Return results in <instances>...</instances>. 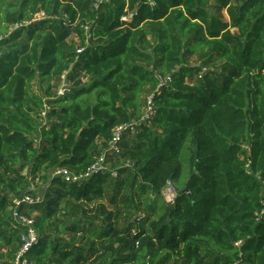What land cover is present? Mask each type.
I'll use <instances>...</instances> for the list:
<instances>
[{
  "label": "trees",
  "instance_id": "trees-1",
  "mask_svg": "<svg viewBox=\"0 0 264 264\" xmlns=\"http://www.w3.org/2000/svg\"><path fill=\"white\" fill-rule=\"evenodd\" d=\"M4 4L0 264L18 248L13 199L35 195L30 176L49 181L20 207L38 212L31 264H138L143 252L148 264H264V0ZM150 94L156 114L139 122ZM133 121L104 169L76 182L48 174L85 175ZM186 147L190 176L152 217L157 205L142 209V197L181 181Z\"/></svg>",
  "mask_w": 264,
  "mask_h": 264
},
{
  "label": "built area",
  "instance_id": "built-area-1",
  "mask_svg": "<svg viewBox=\"0 0 264 264\" xmlns=\"http://www.w3.org/2000/svg\"><path fill=\"white\" fill-rule=\"evenodd\" d=\"M17 27V26H16ZM79 52L82 49L78 50ZM156 76L161 78L160 74L156 71ZM168 80V77L161 80L160 86ZM71 87V82L67 80L66 72L62 75L61 85L59 87V94L63 95L66 91H69ZM45 113V112H44ZM156 114V106L154 103V94H150L145 103V107L142 113L139 122L148 121L150 118L154 117ZM133 121L129 124L120 125L115 128L112 140L110 141L109 147L103 152L100 156L98 162L93 165L89 172L85 175H75L72 171L67 168L58 169L56 174H60L66 182H76L84 178L88 177L90 174L98 172L101 169L105 168L104 161L106 157L114 152L120 151V142H122L123 131L127 129L134 130L136 123ZM248 147V145H246ZM166 201L169 204H174L179 191L175 189L174 183L168 182V184L162 190ZM42 199L37 196L34 197L30 193L25 192L23 198H19V196L13 199L12 206V216L13 219L22 227L19 232V245L15 252L14 258L12 260V264H31L29 261V252L37 244L42 234L40 233L38 227L36 226V218L35 214H26V212L20 210V207L24 204H35L40 202ZM239 243V242H238Z\"/></svg>",
  "mask_w": 264,
  "mask_h": 264
},
{
  "label": "rangeland",
  "instance_id": "rangeland-1",
  "mask_svg": "<svg viewBox=\"0 0 264 264\" xmlns=\"http://www.w3.org/2000/svg\"><path fill=\"white\" fill-rule=\"evenodd\" d=\"M5 2H8V0H5ZM2 8L3 9L0 10V19L3 16V13H4L3 11H4V8H5V4L2 5ZM43 16H44V13L40 11L39 13H37L35 15V19H41V18H43ZM16 26H20V24L16 23V24L10 25L8 33H10L13 29H15ZM2 36H3V33L1 32L0 33V37H2ZM72 37H75V39L77 40V38H76L77 36L72 35ZM196 62L197 61H195L194 58L191 59V64H195ZM85 81H87V78L85 79ZM43 86H44V84L42 83L40 78H36L34 80L33 88H34L35 91L42 92ZM43 114H45V113H43ZM134 132H136V130H134ZM183 159H184V174H183V177H182L180 182L174 183L175 189H177L178 191H180V189H182L185 186V184H186V182H187V180H188V178L190 176V170H191V167H190V151H189L188 147H186L184 149ZM28 172H29V168H25L24 173L27 174ZM48 174L50 176H54V174H56V170L55 171H51L50 170L48 172ZM48 185H49V181L43 182L42 180L39 179V177H31L30 176L29 189L35 191V195L34 196H36V197L39 196L42 199L43 193L46 190V188L48 187ZM142 201H143L142 209L144 208L145 210L148 208L149 204L156 203V205H157L156 206V210H155V212L153 214H151L152 217L159 216V214H161L163 212V206H165V204L168 203L166 201V199H165V196H164L163 192L161 193V196L152 195L151 193H147L145 196L142 197ZM91 205H94V203H92ZM36 214H38V212H36ZM36 214H35V216H36ZM143 214H146V213L142 212V210H140V209H138L136 211V216H140V215H143ZM66 232L67 231H64L65 234H63V235L67 236V238L70 239V235H68V233L66 234ZM149 260H150V258L147 255V253L143 252L140 255V259H139L138 264H148Z\"/></svg>",
  "mask_w": 264,
  "mask_h": 264
},
{
  "label": "water",
  "instance_id": "water-1",
  "mask_svg": "<svg viewBox=\"0 0 264 264\" xmlns=\"http://www.w3.org/2000/svg\"><path fill=\"white\" fill-rule=\"evenodd\" d=\"M183 191H184V192L189 191V186L187 185V186L184 188ZM23 196H24V193H22L21 195H19V198H23Z\"/></svg>",
  "mask_w": 264,
  "mask_h": 264
},
{
  "label": "crops",
  "instance_id": "crops-1",
  "mask_svg": "<svg viewBox=\"0 0 264 264\" xmlns=\"http://www.w3.org/2000/svg\"><path fill=\"white\" fill-rule=\"evenodd\" d=\"M226 18L228 19V16H227V14H226Z\"/></svg>",
  "mask_w": 264,
  "mask_h": 264
}]
</instances>
